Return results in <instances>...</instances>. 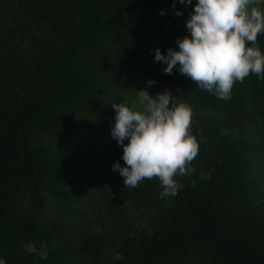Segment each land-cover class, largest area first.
<instances>
[{
	"label": "trees",
	"instance_id": "trees-1",
	"mask_svg": "<svg viewBox=\"0 0 264 264\" xmlns=\"http://www.w3.org/2000/svg\"><path fill=\"white\" fill-rule=\"evenodd\" d=\"M173 2L0 0L5 264H264V79L250 74L222 100L178 66L164 73L155 49L178 50L197 0ZM140 89L193 110L199 154L176 196L161 199L157 179L124 187L112 170L124 162L111 105L138 107Z\"/></svg>",
	"mask_w": 264,
	"mask_h": 264
},
{
	"label": "clouds",
	"instance_id": "clouds-1",
	"mask_svg": "<svg viewBox=\"0 0 264 264\" xmlns=\"http://www.w3.org/2000/svg\"><path fill=\"white\" fill-rule=\"evenodd\" d=\"M176 2L192 4V0H174L173 8ZM259 3L197 0L185 22L190 36L176 40L178 50L168 48L163 54L156 48L154 62L165 64L163 72L169 75L178 66L179 73L199 88L219 99H231L236 82L243 83L250 74L264 79V53L258 46V36L264 34V12ZM175 15L182 13L176 11ZM134 91L137 99L131 104L138 107L111 105L115 116L110 135L122 148L124 162L123 167L114 163L112 170L123 177L124 187L136 188L144 180L157 179L163 189L161 199L176 196L182 185L175 177L193 172L190 165L199 154L198 141L190 133L193 110L187 103H177L168 90L155 96L144 89ZM192 183L194 186L195 181ZM24 251L47 258L46 244L38 249L28 242ZM0 264L5 261L0 259Z\"/></svg>",
	"mask_w": 264,
	"mask_h": 264
}]
</instances>
